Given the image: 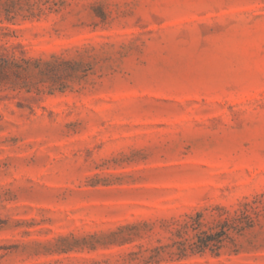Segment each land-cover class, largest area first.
<instances>
[{"label": "rangeland", "instance_id": "374dc122", "mask_svg": "<svg viewBox=\"0 0 264 264\" xmlns=\"http://www.w3.org/2000/svg\"><path fill=\"white\" fill-rule=\"evenodd\" d=\"M1 56L0 264H264V0H0Z\"/></svg>", "mask_w": 264, "mask_h": 264}, {"label": "trees", "instance_id": "16d2710c", "mask_svg": "<svg viewBox=\"0 0 264 264\" xmlns=\"http://www.w3.org/2000/svg\"><path fill=\"white\" fill-rule=\"evenodd\" d=\"M11 62L8 60V58L1 56L0 57V66L1 65H7L10 64ZM224 231H221L220 233H215L213 235H206L204 234L203 236H198L197 240H195L194 242H192V244H190V249H196L198 251H201L205 248H209L211 246L212 243H218L221 241V238L223 237L222 235H224ZM186 248L184 246H182V248L179 251V254H183L185 252Z\"/></svg>", "mask_w": 264, "mask_h": 264}]
</instances>
